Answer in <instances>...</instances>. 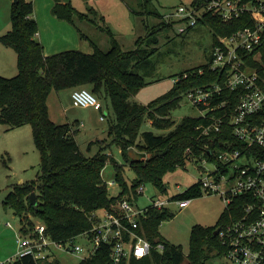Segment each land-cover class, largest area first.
I'll return each mask as SVG.
<instances>
[{
  "label": "trees",
  "instance_id": "trees-1",
  "mask_svg": "<svg viewBox=\"0 0 264 264\" xmlns=\"http://www.w3.org/2000/svg\"><path fill=\"white\" fill-rule=\"evenodd\" d=\"M143 1L148 4L150 0ZM51 11L56 18L71 23L75 18L86 17V14L77 12L69 1L54 0ZM33 14L32 1L13 0L11 27L0 35V42L16 51L18 68V73L13 77L0 76V122L8 129L30 124L34 144L40 154V170L36 179L12 184L3 200L4 207H11L21 217L24 234L35 229L31 215L45 224L46 233L52 239L69 241L91 228L90 216L93 212L111 208L125 196L136 201V190L145 183L167 192L164 182L166 173L185 166L187 160L202 157L214 160L213 151L220 146L221 140H235L227 125L228 118L225 119L223 132L201 135L197 126L205 123V118L185 116L174 126L175 121L169 114L187 91L213 83L223 85L225 73L210 67L216 38L218 35H229L251 23L248 16L224 22L215 14H203L185 32L199 24L211 28L213 40L207 62L179 73L180 79L169 90L143 105L129 101L130 95L145 85L144 76L139 70L151 67L149 58L155 52L154 48L142 47L143 38H139L136 48L130 50L122 49L112 37V46L106 51L94 45L92 52L66 49L45 55L42 43L36 38L38 25ZM260 48L263 49L261 56L264 60V39ZM184 73L186 77L182 76ZM85 85L91 86V92L96 97H109L114 113L108 127L111 140H100L99 149L93 155H86L80 149L75 139L76 130L71 123H56L50 118L47 105L48 95L53 89H73ZM239 97L238 91L221 89L215 93L211 104L223 100L228 103L225 108H217L208 114L231 112ZM145 118L158 128H174L166 134L146 130L141 132V139L138 140L140 126ZM97 141H91L88 148ZM112 143L119 147L123 163L117 162L112 154L107 153ZM132 147L148 156L131 157ZM187 148L191 153L186 152ZM107 161L114 165L115 180L122 187L116 196H110L102 177ZM126 165L135 171L130 189L122 174ZM32 192L36 194V205L32 204L29 197ZM202 194L197 181L175 197L192 199ZM232 210V207H225L212 226L194 225L189 236L188 253L184 254L180 244L168 242L158 230L162 220L173 213L167 208H151L139 221L143 234L154 247L148 255L142 258L131 255L121 264H207L212 256H223L226 251L219 234H214V231L231 220L234 214ZM158 242L164 244L162 250L156 247ZM56 262L54 258L39 262L26 255L17 264ZM77 264H112L111 248L101 245L93 255L82 258Z\"/></svg>",
  "mask_w": 264,
  "mask_h": 264
},
{
  "label": "rangeland",
  "instance_id": "rangeland-1",
  "mask_svg": "<svg viewBox=\"0 0 264 264\" xmlns=\"http://www.w3.org/2000/svg\"><path fill=\"white\" fill-rule=\"evenodd\" d=\"M29 1H32L34 14H39V18L54 4V0ZM191 1L150 0L147 4L143 0H69L71 6L77 12L86 14V17L75 18L73 23L61 20L68 22L78 34L77 47L68 49L92 52L97 47L106 51L111 48V39L114 37L122 49L130 50L136 48L139 38H143L142 47L154 48L155 52L149 58L151 67L139 70L144 76L145 85L135 94L130 95L129 101L146 105L169 90L179 73L207 62L213 40L211 28L206 24H199L181 34L178 28L183 25V21L164 18V15L173 12L180 5H188ZM12 2L13 0H0V35L11 27ZM38 22L44 24L42 19L37 20V25ZM61 48L63 49L60 51L65 50L67 45ZM17 73L16 51L0 42V76L13 77ZM82 87L92 91L90 85ZM71 92L72 88H64L53 89L49 93L47 98L49 116L56 123H71L72 128L76 130L75 139L80 149L86 155H93L99 149L100 140L107 142L111 140L108 127L114 113L110 99L106 95L97 96L102 105L100 111L93 107L73 105ZM101 115L104 116L103 120L100 118ZM199 115V109L191 104L185 93L169 114L175 121L174 126L185 116ZM174 126L158 128L151 124L150 119L145 118L140 126L138 140L141 139L143 131L166 134ZM96 140L99 142L88 148V144ZM107 153L112 154L117 162H124L120 149L115 143L107 148ZM130 156L146 158L148 155L132 147ZM213 167L214 164L210 160H187L185 166L177 167L164 175L167 192H161L153 184L145 183L144 192L138 194L136 203L139 207H145L151 203L152 196L166 198L183 192L199 179L205 178ZM39 170L40 154L34 144L31 125L24 124L8 129L0 122V264L6 263L15 256L19 238L31 234L22 232L21 217L15 214L11 207H4V197L12 184L36 179ZM122 174L127 188L130 189L135 171L126 165ZM102 177L107 183L110 196L120 194L122 187L115 180V168L110 161H107L103 168ZM110 181L114 183L110 184ZM168 207L173 215L163 219L158 230L165 240L180 244L184 254H187L192 227L214 225L226 205L220 194L214 191L203 192L201 196L192 198L186 208H179L176 203H170ZM97 212L101 214L102 210L99 209ZM30 219L34 222V228L41 223L31 215ZM31 231L33 232L34 229ZM75 242L81 244L85 251L73 253L57 250L54 259L61 264H77L87 255L86 249L91 243L84 236H78ZM207 264H225V259L220 255L212 256Z\"/></svg>",
  "mask_w": 264,
  "mask_h": 264
},
{
  "label": "built area",
  "instance_id": "built-area-1",
  "mask_svg": "<svg viewBox=\"0 0 264 264\" xmlns=\"http://www.w3.org/2000/svg\"><path fill=\"white\" fill-rule=\"evenodd\" d=\"M205 13L215 14L224 22L248 16L251 23L216 38L210 67L225 73L223 85L213 83L186 92L191 104L199 109V116L207 120L197 126L201 135L223 132L228 118L227 125L235 137L233 141H220V146L213 151L214 160H210L214 164L213 169L198 182L202 192L217 191L226 207H232L234 212L231 220L218 232L226 246L225 264H264V60L261 56L263 49H259L264 39V0H192L188 5H180L164 15V18L183 21L178 28L179 33H183ZM179 79L177 75L173 83ZM223 88L238 91L239 99L231 112L209 115L217 108H225L228 103L223 100L211 104L215 93ZM71 98L75 106L102 108L96 95L82 86L72 89ZM100 118L104 119V116ZM186 152L191 153V150L187 148ZM201 159L208 161L206 157ZM222 185L224 188H220ZM143 187L144 184L137 188L138 194L144 192ZM191 200L175 195L166 198L152 196L149 205L139 207L136 201L125 196L111 208H102L101 214L93 212L91 228L66 242L52 239L46 233L45 224L38 223L31 234L18 239L15 256L2 264H17L26 255L39 262L51 260L57 250L83 252L85 248L75 242L78 236L86 237L91 243L83 258L93 255L101 245L111 248L112 264H121L131 255L142 258L154 246L143 234L140 218L151 208L170 210V203L186 208ZM156 247L162 250L164 244L158 242Z\"/></svg>",
  "mask_w": 264,
  "mask_h": 264
},
{
  "label": "crops",
  "instance_id": "crops-1",
  "mask_svg": "<svg viewBox=\"0 0 264 264\" xmlns=\"http://www.w3.org/2000/svg\"><path fill=\"white\" fill-rule=\"evenodd\" d=\"M33 15L36 21H41V19L44 21V24L38 22L39 27L36 38L42 43L45 55L59 52L60 49H63L61 48L63 45H67L65 50L71 47H77L76 45H78L79 40L77 39L78 34L76 30L71 25H68V22L54 17L51 13V7L41 18H39V14L37 13Z\"/></svg>",
  "mask_w": 264,
  "mask_h": 264
},
{
  "label": "water",
  "instance_id": "water-1",
  "mask_svg": "<svg viewBox=\"0 0 264 264\" xmlns=\"http://www.w3.org/2000/svg\"><path fill=\"white\" fill-rule=\"evenodd\" d=\"M63 1H69V0H63ZM29 197H30V200H31L32 204L33 205H36L37 204V201H36V194H35V192L30 193ZM218 232H219V228H217L214 231V234H218Z\"/></svg>",
  "mask_w": 264,
  "mask_h": 264
}]
</instances>
